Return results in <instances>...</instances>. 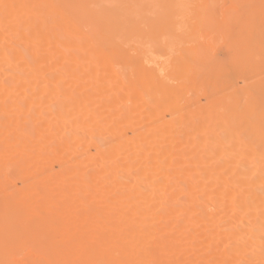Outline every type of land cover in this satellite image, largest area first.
Masks as SVG:
<instances>
[{
  "label": "bare ground",
  "instance_id": "bare-ground-1",
  "mask_svg": "<svg viewBox=\"0 0 264 264\" xmlns=\"http://www.w3.org/2000/svg\"><path fill=\"white\" fill-rule=\"evenodd\" d=\"M0 264H264V0H0Z\"/></svg>",
  "mask_w": 264,
  "mask_h": 264
}]
</instances>
